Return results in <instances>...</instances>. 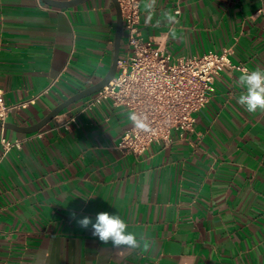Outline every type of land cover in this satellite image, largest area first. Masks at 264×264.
Returning a JSON list of instances; mask_svg holds the SVG:
<instances>
[{
  "label": "crops",
  "instance_id": "1",
  "mask_svg": "<svg viewBox=\"0 0 264 264\" xmlns=\"http://www.w3.org/2000/svg\"><path fill=\"white\" fill-rule=\"evenodd\" d=\"M140 4L143 36L174 59L231 49L234 64L264 69V0ZM116 30L112 0H0V91L9 106L28 103L6 123L34 126L100 82ZM241 74H221L194 132L139 156L115 148L132 122L111 101L78 114L81 100L37 133L0 128L22 141L8 155L0 142V264H264V113L237 102ZM100 212L119 214L148 250L103 244L72 216Z\"/></svg>",
  "mask_w": 264,
  "mask_h": 264
},
{
  "label": "built area",
  "instance_id": "2",
  "mask_svg": "<svg viewBox=\"0 0 264 264\" xmlns=\"http://www.w3.org/2000/svg\"><path fill=\"white\" fill-rule=\"evenodd\" d=\"M117 1L124 21L127 53L118 61L116 77L86 98L78 114L111 101L114 107L146 115L149 130L141 131L132 125L115 147L125 155L139 156L154 143L169 146L174 133L183 136L194 132L196 114L210 103L216 92V82L226 69L240 73L251 69L245 64H234L230 58L231 49L174 59L164 47L155 46L152 40L143 36L140 0ZM27 106L28 103L7 105L0 91V122L6 123L13 110ZM76 118L71 115L67 122L76 123ZM67 122L64 125L69 128ZM0 142L4 155L22 148L21 140H10L4 135Z\"/></svg>",
  "mask_w": 264,
  "mask_h": 264
},
{
  "label": "clouds",
  "instance_id": "3",
  "mask_svg": "<svg viewBox=\"0 0 264 264\" xmlns=\"http://www.w3.org/2000/svg\"><path fill=\"white\" fill-rule=\"evenodd\" d=\"M237 84L243 89L237 98V102L244 107L249 114L255 115L258 111L264 113V69L256 68L255 70L245 69L239 76ZM128 120L132 125L141 131H148L149 124L146 115H140L136 112L128 114ZM77 225L82 229H91L93 237L103 243H111L113 247L126 245L137 248L142 245L143 250H148L149 240L145 237H139L136 233L128 230L129 226L119 214H110L100 212L96 215L93 222L90 217L76 218Z\"/></svg>",
  "mask_w": 264,
  "mask_h": 264
},
{
  "label": "water",
  "instance_id": "4",
  "mask_svg": "<svg viewBox=\"0 0 264 264\" xmlns=\"http://www.w3.org/2000/svg\"><path fill=\"white\" fill-rule=\"evenodd\" d=\"M43 1H45L47 4L53 7L68 8V7H73L81 3H84L87 0H73V1H68V2H56L53 0H43ZM112 1L117 11V30H116V36H115V41H114V58H113V63H112L109 73L100 82L79 92L78 94L72 96L71 98L63 102L61 105L55 108L46 118H44L38 124L34 126H30V127H17L9 123L0 122V128L13 129V130L25 133V134L37 133L41 131L44 127H46L55 117H57L65 109L71 107L72 105L78 103L81 100H84L90 96H93L94 94L99 92L101 89H103L105 86H107L116 77L117 72H118V61L120 59V51H121V45H122V40H123L124 21H123L120 4L118 3L117 0H112Z\"/></svg>",
  "mask_w": 264,
  "mask_h": 264
}]
</instances>
